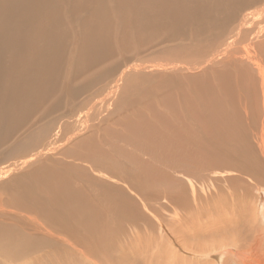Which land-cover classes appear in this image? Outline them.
<instances>
[{
	"label": "bare ground",
	"instance_id": "1",
	"mask_svg": "<svg viewBox=\"0 0 264 264\" xmlns=\"http://www.w3.org/2000/svg\"><path fill=\"white\" fill-rule=\"evenodd\" d=\"M221 95L222 108L223 100L209 98ZM262 103L264 0H0V178L10 177L0 185V256L50 261L43 255L56 249L54 232L68 264L78 248L97 259L91 264H132L105 249H119L114 238L127 241L133 264H144L135 234L152 245L146 264H195L184 256L186 236L198 257L239 241L220 228L206 231L217 228V206L234 218L248 178L263 208ZM95 107L105 113L100 125L70 146L64 131L80 136L79 118L85 125ZM249 128L253 143L242 133ZM167 134L175 149L164 145ZM250 193L235 224L244 223ZM77 201L93 215L71 210ZM77 215L97 222L82 219L89 240ZM126 220L130 228H116Z\"/></svg>",
	"mask_w": 264,
	"mask_h": 264
},
{
	"label": "rangeland",
	"instance_id": "2",
	"mask_svg": "<svg viewBox=\"0 0 264 264\" xmlns=\"http://www.w3.org/2000/svg\"><path fill=\"white\" fill-rule=\"evenodd\" d=\"M209 98H212V99H214L217 102H220V101H222L224 99V96L223 95H221V97L211 96ZM201 102L202 101L200 99H197L196 102H195V107L198 108V111H199V108L201 106ZM262 105H263V109H264V104L262 103ZM224 106H225V100H223L220 103L219 107L222 108ZM101 108L104 109V106L101 105ZM97 109L98 108L95 107L94 111L89 114V116L87 118V122H86L85 125H82V121L84 120V117L82 118V115H81V117L79 118V127L80 126L83 127V131H81L82 134L80 136L74 137L72 135H69V132L67 130L64 131L65 137L68 139V142H69L70 146L71 145H79V144H81V142H82V141H80L81 139H83V138L87 139V137L92 134L93 130L91 128H95V126H99L100 125L99 120H100L101 117H103V115L105 113L103 112L101 115H99L98 111H96ZM173 116H174V114L171 115L170 117H168V119H170ZM54 117H55V119H58L55 115H54ZM254 119H255L257 124H259V123L263 124V120L262 119H261V122H259V119H257V118H254ZM191 122H192L194 128H196L197 126L200 125L199 123H197L196 120L191 119ZM240 124H241V122H240ZM56 129H57V124L55 123L53 131H55ZM252 130H253V128H249V129H247V131L242 132L245 135H249L248 140L251 143H253ZM195 131L199 132V128L196 129V130H193V132H195ZM185 132H186V136L184 138H188L191 135V134H189L191 132V130H188V131H185ZM139 137H140V135L136 136V138H138V139H139ZM171 139H172V136H169L167 134V136L164 137V145L168 146L169 147L168 149H175L176 144L170 143ZM77 141H79L80 143L77 144ZM57 144L53 146V148L56 151L57 150H61V149H63L65 147L64 141L63 142H58ZM96 144H99L98 140H96ZM187 151H188V149L186 150L185 154L188 153ZM145 159L149 160V157L147 155H145ZM8 164H10V162ZM6 165L7 164L4 163V164L1 165V167L2 166L5 167ZM35 169H36V167L34 168V170ZM21 170L23 171V168H21V169L19 168L13 174L14 175L20 174V173H22ZM9 178L10 177H8V176H5L3 178L1 177L0 178V185L3 184L4 182H6ZM101 179L102 180L105 179L109 183L111 182L112 184H118V183L114 182V180H111V179H107V178H104V177H101ZM216 183H219V181L217 180ZM244 183H245V181L237 182L234 185H232L231 188L238 187V186H243ZM251 184H252L251 180L248 178L246 180V185L239 191V192L242 193V195L240 197H243V203L242 204H238L236 206L235 210H233L234 211V218L232 220L228 221V219L225 218V214H220L221 208L219 206H217V207H215V211L218 214V217L213 219V223H214V225L217 228L216 229L208 228L207 231H206V233H210V232H214V231H219L218 228H220V229H223V230L227 231L226 234H225V239L227 241L229 240V242H230L229 237L233 236V234H231V233H234V235H239V237H237V240H239V241H237V242L234 241L233 244L228 245V246H225V243L224 244H220L219 243V244H217V245H215L213 247H210L209 249L204 250L201 253L200 257H198L195 254H191V252H190V250H192L191 245L193 244L194 241H191L190 236H186L185 239H184V243L188 244V246H184V248L186 249L187 254H188V256L184 255L186 259H190V261L194 262L195 264H202L204 261L207 262V264H264V201L262 202L263 208L262 207H260V209L256 208V206H257L256 202L260 201L259 200V194H258L259 192H257L258 190L255 189V187L252 186ZM190 186H191V183H190ZM247 190L251 191L252 193H250V194L254 195V202L253 203H247V205H245L247 207L248 211H247L246 214L244 213V215H243V217L246 216V218L244 220V223H236L235 224L236 220L239 218V213L237 211V208L240 207V206H243V204L245 203V192ZM259 190L261 192L264 191V185H262L259 188ZM115 202L117 203V205L119 204V202H117V201H115ZM160 204L163 205L164 203L161 202ZM164 205H166V204H164ZM76 208H79V209L89 213L90 215H93L94 208L92 206H90V205H86L84 203V201H77V202H75V204L72 207H70L71 210L76 209ZM102 208L105 211H110L111 210V208H110V206L108 204L104 205ZM209 209L212 210L211 207H209ZM258 210H260V211H258ZM11 211L12 212H16L17 216H20L21 218L26 220V216L24 215V213L22 212V210L20 208L16 209V208L12 207ZM41 213L46 214L48 216L49 220H50V224L54 225V215L49 213L45 208L43 209V211ZM170 215H171V217L173 216L172 214H170ZM73 217H74V222L75 223H80L81 229H85L86 230L85 233H87V239L89 240L91 238V234L89 233V231L86 228V225L84 224L82 219L88 220L94 227H98L97 222L94 221L91 216L77 215V216H73ZM230 218H232V217H230ZM125 222L127 224L126 226L122 225V224H119V223H116L115 224L116 228L125 229L126 227H129L128 226L129 221L126 220ZM29 224H31V223H29ZM200 224H202V226L204 225V223H200ZM198 225H199V223H198ZM31 226H32V224H31ZM31 226H29V229H27V232L32 234V233H35L36 231L34 229H32V228H31L32 230H30ZM234 226H235V228H234ZM231 230H232V232H231ZM201 234H202V232H201ZM145 237H146V239H144L141 235H138V234L133 235V239L138 244V250H136V252L141 256L144 264H146L144 252L147 251L152 246L149 243V239L147 238L146 235H145ZM51 239H52V241L54 243H56V249L55 250H50V252L46 251L45 252L46 254L44 253L43 256L45 258L47 257V259L50 258V261L43 260V261H41L39 263L40 264H68V262L72 258H70V256H69V250H68L67 245L60 241V235L56 234L55 232H54L53 237ZM114 241L119 246V249H114L112 247L105 248L106 246H103L102 248L109 249L111 251H116L117 252L116 254H117L118 258H121L123 260L124 259H129L131 261V263L133 264V255L129 252V249L126 246V242L127 241L125 239H122L121 241H119L118 239H115V238H114ZM46 242H48V241L46 240ZM160 242L161 241H157L156 244L157 243L160 244ZM58 243L61 244V245H58ZM63 245L66 246V247H64ZM61 250H63V251H61ZM65 251H66V253H63ZM81 251L82 250L80 248H78L76 250L75 259H73L74 260L73 262L75 264H91L90 263L91 262V258H93V257L84 258L81 255ZM48 252H49V254H51L52 258L50 257ZM211 253L213 255H215V254L219 255V253H220V256H218V258H215ZM104 257L107 260H110V259L114 258V257H112V255H105ZM59 258L61 259V261H60ZM63 258L64 259L66 258V259L64 260ZM93 259L97 260L95 258H93ZM51 260L53 262H51ZM54 261H55V263H54ZM242 261H244V262H242ZM32 262L33 261L28 262L27 264H29V263L36 264L35 262H33V263ZM61 262H63V263H61ZM99 263L103 264V259H102V262H99ZM178 263L179 264H187V263H184V262H178ZM0 264H22V263L21 262H14V261L9 262L8 260H5L4 258H2L0 256Z\"/></svg>",
	"mask_w": 264,
	"mask_h": 264
}]
</instances>
